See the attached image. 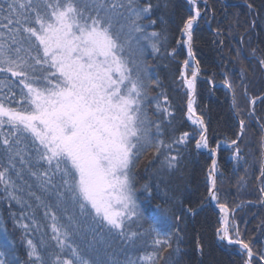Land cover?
<instances>
[{
	"label": "snow or ice",
	"instance_id": "6c2138e0",
	"mask_svg": "<svg viewBox=\"0 0 264 264\" xmlns=\"http://www.w3.org/2000/svg\"><path fill=\"white\" fill-rule=\"evenodd\" d=\"M247 8L251 18L234 13L227 28L241 67L221 72L218 87L196 57L205 26L225 47L208 0H0V264H204L213 209V236L238 257L233 264H264V221L256 236L236 219L254 202L221 198V149L247 165L251 122L264 207V117L255 107L264 95L251 94L249 79L250 70L264 79V56L250 48L258 67L243 64L246 40L257 28L264 35V13ZM173 62L190 131L177 127L157 71ZM221 88L237 120L230 141L215 137L198 107L204 91ZM193 143L210 160L195 194L184 178Z\"/></svg>",
	"mask_w": 264,
	"mask_h": 264
},
{
	"label": "trees",
	"instance_id": "16d2710c",
	"mask_svg": "<svg viewBox=\"0 0 264 264\" xmlns=\"http://www.w3.org/2000/svg\"><path fill=\"white\" fill-rule=\"evenodd\" d=\"M209 7L215 9L216 16L212 21V28L221 27L224 29L225 47L221 49L218 47L214 40L216 39L213 32L208 26H205L201 32L198 33V44L196 48V57L200 60L202 68V76L208 77L215 73L214 79L217 82V86L220 87L219 82L222 80L221 72H228L230 74L236 72L241 64L238 61H234V54L229 50L239 47L232 36L228 35L227 28L231 23L233 14L238 13L240 19L246 20L250 17V10L247 8V4L254 5L258 12L264 13V0H208ZM211 18V17H210ZM222 23H219L221 22ZM259 28L251 34L250 43L246 40L243 45L245 52L248 54L249 59H244V66L249 65V60L253 66L256 65L255 59L251 58L250 48H256L257 56H264V35L257 36L256 32H259ZM243 34V29L238 33H233L235 36ZM186 58V53L179 59ZM243 59V56H242ZM167 63V62H165ZM160 79L164 82L168 95L170 97L172 105L176 108V115L178 117L177 127L181 126L183 122L182 130L190 131L191 124L186 120L184 113L180 109L186 110V99L183 90L176 89L172 84V79L176 71V63L173 62L169 67L163 66L157 69ZM249 79L254 81L250 86V92L252 95H264V79L261 78V73L257 71L254 75L249 71ZM204 88L207 85H203ZM155 95V93H153ZM247 108V102L242 101ZM198 107L205 112L206 120H210V128L214 130V135L220 141L234 138V132L237 131V120L233 115L229 98L226 95V90L221 88L215 95H209L207 91H204L198 99ZM256 115L264 117V104L257 101ZM264 122V120H262ZM260 129L258 125L249 124V130L246 136L245 144L242 145L245 159L248 161L247 165L241 167H235V161L231 160L230 146L228 148H222L220 152L219 164L221 171L224 174V180L222 182V200L227 201L229 204L233 200L239 201H253L254 206L245 207L243 211H238L236 219L240 223V230L242 232L247 231L250 235L258 236V225L261 221H264V207L258 202L259 192L258 189L261 186V181L257 179L259 176V163L261 147L259 144ZM210 164V160L206 154H198L194 150L188 158L187 166L185 168V180L189 182L190 189L193 194L196 193V189L203 190V182L205 169ZM247 168V174L245 173ZM244 177L246 183L240 180ZM229 193H235L234 196L228 195ZM205 216L208 217L207 223L204 225L205 239L207 243L206 255L203 258L204 264H233L234 260H238L234 254H232L230 248L218 246L213 236V225L218 219V210L213 209ZM205 216L199 218L200 221L205 219ZM6 219L4 213V206H0V220ZM246 222V223H245ZM9 231H12V224H7ZM18 232L14 233V238H18ZM23 249H21V254ZM193 259H196V255L193 254Z\"/></svg>",
	"mask_w": 264,
	"mask_h": 264
}]
</instances>
